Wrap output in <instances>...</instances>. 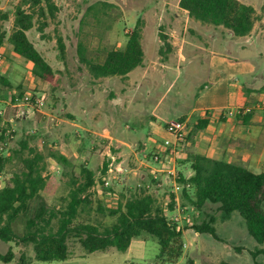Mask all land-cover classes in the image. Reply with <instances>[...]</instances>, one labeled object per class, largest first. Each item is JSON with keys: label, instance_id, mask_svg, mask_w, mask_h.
<instances>
[{"label": "rangeland", "instance_id": "374dc122", "mask_svg": "<svg viewBox=\"0 0 264 264\" xmlns=\"http://www.w3.org/2000/svg\"><path fill=\"white\" fill-rule=\"evenodd\" d=\"M20 1L0 0V31L6 32L0 49V135L4 129L8 133L6 149L1 153L0 147V154L2 158L11 157L9 162L0 164V187L20 173L23 159L33 157L30 151H36L46 157L40 164L47 183L42 200L50 208L64 209L69 177L63 166L47 157L50 149L58 150L77 167L76 176L81 177V165L95 173V186L89 192L93 212L83 213L77 222L111 225L114 219L95 212L98 202L114 206L121 195L125 200L141 189L154 194L159 204L168 208L175 193L173 183L165 173L158 174L160 180H156L153 171L159 166L153 160L151 144L166 140L168 134L161 128L170 122L187 123L188 137L198 117L193 116L188 122L187 115L206 86L213 84L215 68L222 74L228 71L241 87L251 91L239 90L240 97L247 98L246 107L264 99V0H240L257 12L256 29L246 38L194 20L180 7V0H54L55 17L47 11L40 18L35 10V25L27 33L56 72L53 83L36 78L29 61L17 56L8 42ZM97 2L114 7L99 14V19L94 14L86 15L89 6ZM4 13L9 14L7 21L1 19ZM138 21L143 28V66L132 78L94 79L80 61L79 44L87 48L86 58L103 62L107 51L125 48L127 36ZM43 23L46 26L40 32ZM59 38L65 44L64 59L60 57ZM236 61L242 65L237 66ZM6 63L15 67L9 78L12 89L1 84L2 77L7 80L1 74ZM26 96L32 97L30 103L25 101ZM38 99L44 100L42 106L34 105ZM17 103L20 104L16 107ZM128 104L135 108L126 107ZM106 163L115 174H103ZM120 165L125 174L118 172ZM177 194L180 199L176 201L175 213L180 214V220L175 223L184 231L185 250L175 264H264V255L257 253L264 245L250 236L238 213L222 222L215 207L207 208L209 215L218 217L217 238L199 234L193 226L205 216L183 201V192ZM39 203L40 200L35 201L33 209ZM172 214L166 210L168 219ZM16 230L19 235L24 233L25 218ZM68 244L71 256L67 261L43 263L36 261L32 245L0 242V254L5 255L10 249L15 253L12 262L0 264H158L160 251L157 240L148 235L135 238L126 251L113 248L89 254L74 237Z\"/></svg>", "mask_w": 264, "mask_h": 264}, {"label": "trees", "instance_id": "16d2710c", "mask_svg": "<svg viewBox=\"0 0 264 264\" xmlns=\"http://www.w3.org/2000/svg\"><path fill=\"white\" fill-rule=\"evenodd\" d=\"M113 7L106 2H97L89 6L86 15L94 14L99 19V14L104 15L107 9ZM180 7L194 20L223 27L239 38L250 36L257 22L255 8L240 0H180ZM35 10L39 11L40 18L45 17L47 11L51 17H55L57 7L54 0H21L15 10L14 30L8 37V42L16 55L32 63V74L36 78L53 83L56 72L27 35L35 25ZM1 19L7 21L9 14H2ZM45 26L46 23H43L39 28L40 32H43ZM5 38L6 32L0 31V47ZM142 38V22L138 21L134 31L127 36L123 50H109L105 60L98 62L86 58L87 48L80 43V61L88 67L94 79L128 78L131 72L144 64ZM58 44L60 57L64 59L66 49L61 38ZM1 84L12 89L10 82L3 77ZM14 99L15 97L12 101ZM209 122L207 116L199 118L187 138L191 139L205 130ZM7 135L4 129L0 135V143L3 144L0 146L1 153L6 149ZM24 147L27 148L26 145ZM30 152L33 157L23 159L22 171L14 174L0 189V242L32 245L36 261L52 263L70 258L68 241L72 237L90 254L107 252L113 248L126 251L135 238L148 235L159 244L160 251L156 258L158 264H175L183 257L184 231L166 215V210H175V194L171 195V202L165 210L154 194L141 189L125 200V196L121 195V200L114 206L98 202L95 212L102 217L114 219L111 225L91 221L77 222L83 213L93 212V201L89 192L95 186V173L81 165V177L76 176L77 167L61 152L50 149L47 157L64 167L70 188L65 198L66 207L50 208L41 196L47 189L40 166L46 157L33 150ZM10 160V155L2 158L0 154V164ZM189 162L193 176L186 179L181 175L179 182L191 186L190 189H183V201L205 216L194 224L196 232L217 238L215 224L218 217L215 214L209 215L206 211L207 208L215 207L222 222L231 220L233 214L238 213L250 236L259 245H264V172L254 173L244 166L201 154H192ZM107 170L108 163L104 165L103 174ZM37 200H40L39 206L33 209L32 204ZM23 218L25 230L19 235L16 226ZM257 253L264 255V249ZM14 257L15 253L10 249L7 254H0V261L10 263Z\"/></svg>", "mask_w": 264, "mask_h": 264}, {"label": "crops", "instance_id": "0c3cea01", "mask_svg": "<svg viewBox=\"0 0 264 264\" xmlns=\"http://www.w3.org/2000/svg\"><path fill=\"white\" fill-rule=\"evenodd\" d=\"M256 26L257 22L254 30ZM1 48L2 46L0 49ZM236 62L237 66L242 65L240 61ZM30 66L32 70V63H30ZM14 68L15 67L10 63H6L2 66L3 72L1 74L7 77L9 82V78L11 75L13 76ZM138 69L139 68L131 72L128 78H132L133 74L138 71ZM215 70H217V73L212 80L213 84L209 87L206 86L203 93L198 98L195 108L191 111L190 115H187L188 122L193 116L194 118L197 116L198 119L207 116L210 122L205 130L198 132L191 140L186 138L185 142L179 146L175 164V170L178 172L179 179L181 175L186 179L193 176V171L189 162L192 154H201L213 159L241 165L254 173L264 172V111L258 108V105L264 102V99H261L255 106L246 107L247 98H241L239 90L242 88L246 93H250L251 91L243 88V86L241 87L238 81L233 79L231 73L228 71L222 74L219 72L218 68H215ZM122 106L124 108V105ZM128 106L130 108H135L133 104L126 105V107ZM1 108L2 104H0V109ZM248 109H251V111L248 112ZM161 129L166 130L165 127ZM168 138H170L169 134L166 139ZM163 143L164 142L152 143V151H154V153L162 152ZM145 149H147V145ZM109 169L106 171L107 174H109ZM117 170L120 175L126 172L121 165L117 167ZM112 171V173L115 174L113 169ZM102 178L104 180L105 176L103 175ZM142 178L144 181L145 175H143ZM122 179L125 180V178ZM3 187H0V189ZM174 194L176 196V201H178L180 195L177 193Z\"/></svg>", "mask_w": 264, "mask_h": 264}, {"label": "built area", "instance_id": "2783aa9c", "mask_svg": "<svg viewBox=\"0 0 264 264\" xmlns=\"http://www.w3.org/2000/svg\"><path fill=\"white\" fill-rule=\"evenodd\" d=\"M19 101V99H17ZM32 100V97L26 96L25 101L27 103H30ZM20 103H17L16 107L19 106ZM44 104L43 99H38L36 101L35 106H42ZM258 108H261L264 111V102H261L258 105ZM251 109H248V112H250ZM2 114V111L0 112ZM166 130L168 134L170 135V138L166 139L162 145V152L160 153H155L153 160L154 162L159 166L156 170L153 171V174L156 178V180L159 179L158 174H168L167 177L172 181L173 183V190L175 193L177 192H182L183 189H190L191 186L188 185H183L179 182V176L178 172L175 170V164H176V159L178 156V148L181 144H183L187 138V123L182 122V121H177V122H170L166 125ZM112 169H109V173H112ZM108 185V183H105ZM159 187L162 186L161 183L158 184ZM150 188V187H148ZM175 210H177L175 208ZM175 210L173 211V214L171 215V219H169L171 222L175 223L179 221L180 219L178 218L180 214L175 213ZM178 212V210H177Z\"/></svg>", "mask_w": 264, "mask_h": 264}]
</instances>
